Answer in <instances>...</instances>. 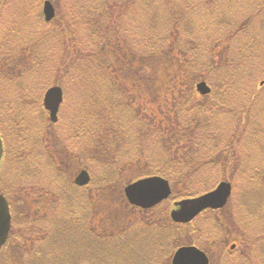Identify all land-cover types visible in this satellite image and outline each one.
Instances as JSON below:
<instances>
[{
  "label": "rangeland",
  "instance_id": "374dc122",
  "mask_svg": "<svg viewBox=\"0 0 264 264\" xmlns=\"http://www.w3.org/2000/svg\"><path fill=\"white\" fill-rule=\"evenodd\" d=\"M45 1L55 12L49 22L42 15ZM100 1L0 0V195L8 200L11 215L0 264H28L31 257L44 256L41 237L51 233L52 221L72 226L80 218L95 237L96 231H109L114 220L125 216L132 222L122 218V226L138 224L139 230L149 231L151 222L169 219L181 196L195 198L220 182L232 187L227 205L200 215L191 227L173 230L176 244L193 241L210 264H230L227 255L232 259L250 252L256 259L253 264H264V209L257 208L264 206V0H152L153 7L146 4L151 0H135L118 23L124 38L111 37L112 41L108 36L105 40L97 23L102 4L94 3ZM144 5L154 11V38L162 43L158 46L163 54L142 50ZM66 17L73 23L71 40L62 33ZM190 21L193 25H187ZM72 43L79 48L72 58L82 64L67 61L65 70L64 45ZM88 53L94 60L114 62L106 89L92 87L83 67L92 63ZM185 58L200 70L197 80L183 78L179 63ZM207 60L214 63L211 71L205 69ZM121 62L127 67H120ZM193 81L210 87L205 96L198 95L196 86L192 90L191 108L204 110L199 117L203 123L171 122L175 99L183 97L171 94L175 89L186 94ZM56 85L63 91V102L53 124L46 120L42 101ZM118 88L132 100L123 103ZM102 104L104 141L94 139L100 132L94 111ZM132 110L141 114L137 121ZM175 131L177 135L169 137ZM82 171L89 181L78 186L75 179ZM150 177L166 179L171 197L140 210L143 213L127 210L123 189ZM138 240L141 244L130 247L136 253L116 254L113 261L97 253L89 241L86 262L59 264H120L121 255L123 264H155L160 252L149 244L151 236ZM76 244L82 252L81 237H75ZM112 249L128 248H111L108 241L107 252ZM23 251H28L24 257ZM171 251L172 247L163 252V264H168ZM13 253L22 256L15 261Z\"/></svg>",
  "mask_w": 264,
  "mask_h": 264
},
{
  "label": "trees",
  "instance_id": "16d2710c",
  "mask_svg": "<svg viewBox=\"0 0 264 264\" xmlns=\"http://www.w3.org/2000/svg\"><path fill=\"white\" fill-rule=\"evenodd\" d=\"M160 0H154V2L159 3ZM196 2H199L200 0H195ZM135 2V0H101L100 2H97V4L94 3V5L96 7H100L102 4L101 9L98 8L100 10V19L97 20V23H99L98 25L102 26V30L104 31L103 35L105 40L107 39V36L110 37V39H107L108 41H112V38H118V37H122L124 38L121 33L118 30V26H119V21L120 19H122L123 15L125 13L128 12V9L130 8V4ZM178 3H181L180 1H177ZM176 3V2H175ZM149 6L152 4V0L149 3H146ZM192 4V2H191ZM151 7H153L151 5ZM151 7H148L146 5H144V9H145V14H146V18L143 22V35H142V50L144 51L145 54H147V52H152V53H158L163 51V49H161V47L158 46V44H162L158 39L154 38L155 32H157V24H156V19H154V17H151L154 15V11H152L153 9ZM170 10V8H169ZM157 13H159V9H157ZM159 17V16H158ZM146 19H148L146 21ZM65 24H62L64 26H62V33L65 34V36H68V38H70V40L72 39V28H73V23L71 21V19L69 17L65 18ZM190 23L193 25V22L190 21L187 25H190ZM159 24V23H158ZM191 28V27H190ZM58 29V33L61 35V26L59 24V26L57 27ZM116 31L113 35L110 36V31ZM196 31V30H195ZM108 33V35H107ZM198 33V32H197ZM200 33V31H199ZM102 34V33H100ZM112 37V38H111ZM64 38L62 39V41H64ZM125 40V39H124ZM174 41V40H173ZM126 42V40H125ZM167 40L165 41L164 44H168L166 43ZM187 44H189L187 42ZM196 45V43L194 44V46ZM64 53H65V57L64 60L61 62V65L65 66V70L66 68H68L67 65V61L68 62H72V64H82V61L78 58H72V53L73 52H78V46L72 44H65L64 45ZM108 46H111L110 44ZM125 46L127 47V45L125 44ZM67 47V49H66ZM101 47V51L102 53L105 52V46H100ZM180 46H177L175 48V51H179ZM165 51H163L161 54H163ZM119 54L118 50H114L113 52V57L116 58V56ZM189 53L187 51L184 52V56H188ZM82 56V54H81ZM88 57L91 59L92 63H89V65H83V67L85 69H87V71L89 72L88 74L90 75V82H93V88L95 87L96 89H106L107 88V76L110 74V69H112V65H113V61H109L107 62L106 60H94L92 59V57H95L94 54H89L88 53ZM102 61V63H101ZM192 61H190L189 59L185 58L184 63H179V65L181 66V69H184L183 72V78L186 79V77H188L187 79H191L192 80H197V76L200 74V70L196 71V66H193L191 64ZM185 64V65H184ZM214 63L211 62L209 63V60L206 61V63L204 64L205 69L206 70H213L214 69ZM120 67H124L126 68V64L124 63H119ZM83 68V69H84ZM199 79V78H198ZM192 83V82H191ZM196 82L193 81L192 85H191V89H186L185 92L186 94L183 93V91H181V89H175V91L171 94V96H174V94H176L179 97H182L181 95H183V97L180 100L175 99V104L174 105V111H175V118L171 119V122H175L176 123L178 121L182 122V125H184L185 123L187 124H192V123H198V124H202L203 122H200L199 117L202 115L203 113V109L199 111V108L194 109L191 108L192 106V102L191 99L193 96V87L195 86ZM119 92V95L121 97L122 102L124 103L125 101H131L132 97H130L129 95H125L119 88L117 89ZM189 93V94H188ZM188 94V95H187ZM195 95V94H194ZM196 96V95H195ZM198 96V95H197ZM172 98V97H171ZM98 100V99H97ZM121 101L118 103V105H120ZM92 106H93V102H91ZM167 104H163L160 106H164ZM128 106L130 107V103H128ZM146 107V106H145ZM95 108H93L92 110H94ZM147 110H149L150 108H147ZM105 111V104H102L100 107L96 108L94 111V115H99L98 117V122H96V124H98V128L100 129V132L94 134V139L98 138L99 140L104 141V136H106L105 134V126L102 124L104 122V116L102 115V113ZM142 112H146V111H142ZM141 112V113H142ZM129 113H132L131 116H133V118L137 121V119L141 118V114H139L136 111H129ZM150 118L154 117L153 114H149ZM111 116V115H108ZM173 116V117H174ZM48 118L46 117V120ZM98 129V130H99ZM185 130H183L184 132ZM177 132L175 131V133H172L171 136L169 137H174L175 134ZM174 135V136H173ZM177 135V134H176ZM179 135V134H178ZM144 138V136H143ZM42 142V141H41ZM96 144H98V141H96ZM99 146H103L99 145ZM51 161V160H49ZM52 162V161H51ZM161 174L164 175L166 174V171H161ZM111 184V183H109ZM108 185V184H106ZM210 190V189H209ZM209 190H205L203 193L208 192ZM202 193V192H199ZM197 193V194H199ZM200 195V194H199ZM191 197V196H189ZM180 198H188V197H184L181 196ZM123 200V204L125 206V208L127 210H134L135 208L130 207L123 196L122 193V198ZM258 209L263 210L264 206H257ZM135 211L137 212H141L142 211L135 209ZM215 213L218 211H206L205 213L207 214H211V213ZM102 213H103V209H102ZM203 213V214H205ZM105 215V214H104ZM108 215V214H107ZM122 218L125 219L124 221H129L132 222L130 218H125V216H122L121 218H119L118 220H114L115 222L110 224V230H106L104 228H102L101 231H96L97 234H94L95 237L88 234L87 232V228L84 226L83 222H81L80 218H75V220L73 221L72 226L69 225V223H63L61 226L57 225L55 221H52L50 224V229L51 233L48 234L47 232V236L41 237V242L43 244L44 249H47V251L45 252V255H37V258L35 256L31 257L29 261H27L28 264H59L61 263H68L70 260L73 261L75 259H83L84 262H86L85 260L89 258V251H88V244L89 241H91L92 246L94 247V249H97V253H100L101 256L108 254V258L110 261H113L114 259H116V254H124V257L127 253H131L134 254L136 253L134 250H130L131 245L134 244H141V241H136L137 238L141 237L142 240L144 239L145 236H151V241H150V245L154 248L157 249L156 252H160V254L158 256H156V260L157 263L156 264H163L164 262V253L166 252V250L170 247H172V251L173 248L175 250V248L181 246L184 243L181 244H176V239L178 238V236L174 233H172L173 230L177 229H181L182 227H191V225L193 226V222L188 224V225H175L173 224L170 219H164L163 221L156 219L155 221L151 222L150 227H149V231H146L144 228L142 230H139V226L138 224H136L133 228H132V224H128L125 223L122 226ZM123 221V222H124ZM120 224V226H118ZM161 225H164L166 228H162ZM104 226H108V224H104ZM103 226V227H104ZM138 227V229H136L135 227ZM123 227V228H122ZM60 228V230H59ZM122 228V229H121ZM161 230H164L165 233L159 232ZM78 232V233H77ZM155 232V233H154ZM159 232V233H158ZM111 233V234H109ZM110 235L111 237L106 238V236ZM118 235V236H117ZM51 236H53L52 238H50ZM164 236L163 238H160ZM75 237H81V242L83 243V248L84 250H82V252L79 250L80 246H74V240ZM48 240V241H47ZM108 241L110 243V247L111 248H115L116 244L117 245H121V247L124 248H128L127 250H119V249H112L109 251V253L107 252V244ZM185 245H195L193 243V241H191L189 244H185ZM143 246H147V245H143ZM149 247V246H147ZM159 250V251H158ZM235 250V249H234ZM172 251L171 253L169 252L168 256H167V262L169 264L170 261V257L172 255ZM28 251H23V257L26 255ZM14 254V253H13ZM15 255V254H14ZM227 255V253H226ZM20 257L22 256V254L20 253L19 255ZM15 255V261L19 260L20 257ZM232 255H227V257H229V259L227 258L226 263H230V264H244V261H248L250 262V264H253V262H255V256H254V252L247 256H243V255H239L238 258H232ZM134 256H131V258H133ZM264 257V255H263ZM120 264H123L122 259H123V255L120 256ZM230 259L232 261H230ZM264 260V259H262ZM22 261V259H21ZM230 261V262H229Z\"/></svg>",
  "mask_w": 264,
  "mask_h": 264
},
{
  "label": "water",
  "instance_id": "95a60500",
  "mask_svg": "<svg viewBox=\"0 0 264 264\" xmlns=\"http://www.w3.org/2000/svg\"><path fill=\"white\" fill-rule=\"evenodd\" d=\"M44 20L49 22L55 12L50 2L43 3ZM196 90L202 96L209 94L210 88L205 82L196 85ZM62 102V90L59 87L48 89L43 97V107L49 113L52 123L57 122V113ZM2 145L0 141V160ZM89 181L85 171L79 173L75 179L78 186H83ZM171 194L169 183L160 177H150L135 181L124 188V196L129 205L143 210L150 209ZM231 195V185L221 182L217 187L196 198L184 199L174 203L176 209L170 212V218L174 223L187 224L194 220L201 212L210 209L218 210L225 206ZM10 229V214L6 200L0 196V249L6 242ZM171 264H209L207 255L195 246H183L178 248L171 259Z\"/></svg>",
  "mask_w": 264,
  "mask_h": 264
},
{
  "label": "flooded vegetation",
  "instance_id": "af4514ba",
  "mask_svg": "<svg viewBox=\"0 0 264 264\" xmlns=\"http://www.w3.org/2000/svg\"><path fill=\"white\" fill-rule=\"evenodd\" d=\"M66 166H67V165H66ZM66 166H65V167H66ZM0 194L3 196V194H2V193H0ZM4 197H5V196H4ZM5 198H6V197H5ZM6 200H7V199H6ZM7 201H8V200H7Z\"/></svg>",
  "mask_w": 264,
  "mask_h": 264
}]
</instances>
